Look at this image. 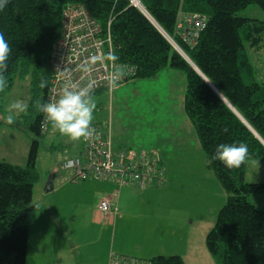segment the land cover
Wrapping results in <instances>:
<instances>
[{"label": "trees", "instance_id": "16d2710c", "mask_svg": "<svg viewBox=\"0 0 264 264\" xmlns=\"http://www.w3.org/2000/svg\"><path fill=\"white\" fill-rule=\"evenodd\" d=\"M138 1L153 23L132 0H10L0 11V32L12 49L5 73L8 86L0 98L12 91L17 80L29 79L30 99L22 123L35 137L25 167L0 161V264H27L33 193L40 180L38 139L49 125L45 131L36 102L47 101L51 51L61 35L63 13L69 4L83 6L104 33H110L117 62L135 68L134 80L154 79L166 69L184 75V111L208 162L220 144L248 145L249 159L239 168H226L219 161L209 163L227 199L206 244L217 264H264V211L249 201L250 196L264 193V182L247 183L245 179L249 161L264 162V145L259 140L264 141V84L258 81L248 54L261 49L264 22L239 15L251 5L264 11V0ZM181 14L207 17L194 47L183 43L178 34ZM41 81L46 82L44 88L39 87ZM150 263L186 264L179 255L157 256Z\"/></svg>", "mask_w": 264, "mask_h": 264}, {"label": "rangeland", "instance_id": "374dc122", "mask_svg": "<svg viewBox=\"0 0 264 264\" xmlns=\"http://www.w3.org/2000/svg\"><path fill=\"white\" fill-rule=\"evenodd\" d=\"M239 15L264 22V11L256 5ZM248 54L258 81L264 84V43L261 50ZM30 89L29 79L17 80L12 91L0 98V161L20 167L26 166L35 137L22 123L27 110H14L10 125L7 109L14 101L29 105ZM185 89L184 75L166 69L154 79L132 80L112 93L94 95L97 107L92 125L110 126L114 150H157L166 171L162 186L123 191L120 211L111 223L93 208L95 196L108 191L107 186L95 180L70 182V172L62 169L64 162L80 155L82 140L72 142L48 125L44 137L38 139L40 180L34 188L32 217L37 231H44L47 224L48 236L30 252L29 264H107L111 252L147 261L180 255L186 264H217L206 239L227 193L209 167L184 111ZM245 179L247 183L264 182V162L249 161ZM249 201L264 211V193L250 196ZM72 243L79 247L70 249Z\"/></svg>", "mask_w": 264, "mask_h": 264}, {"label": "built area", "instance_id": "2783aa9c", "mask_svg": "<svg viewBox=\"0 0 264 264\" xmlns=\"http://www.w3.org/2000/svg\"><path fill=\"white\" fill-rule=\"evenodd\" d=\"M207 17L200 14H181L177 25L178 34L189 47L197 44L200 33L205 29ZM176 44V43H175ZM112 50L110 33H104L101 25L90 16L81 5L69 4L63 13L61 35L51 51L52 78L47 101L59 98L65 87H84L94 84L93 94L112 93L135 77V68L127 65V73L112 89L108 79L116 71L104 57ZM95 57V61H93ZM117 64H122L117 62ZM66 69V75L60 71ZM45 120L43 129L47 130ZM98 135L85 141L82 139L80 155L63 163L62 169L70 172L71 182L85 180L109 181L117 185L118 191L125 187L146 190L149 187L162 186L166 180V171L159 151L150 150H114L109 125H92ZM98 210L105 218L117 214V204L111 198H103ZM107 264H151L150 261L112 253Z\"/></svg>", "mask_w": 264, "mask_h": 264}, {"label": "clouds", "instance_id": "9594fccd", "mask_svg": "<svg viewBox=\"0 0 264 264\" xmlns=\"http://www.w3.org/2000/svg\"><path fill=\"white\" fill-rule=\"evenodd\" d=\"M10 0H0V11L8 5ZM12 49L5 39L3 32H0V92H3L7 84L5 73L8 68V60ZM95 61V57L92 58ZM104 59L111 63L113 72L108 79L109 85L112 89L119 86V82L127 73V66L124 64H117L119 56L110 50ZM67 70L60 71L61 76L66 75ZM45 81H41L39 87L44 88ZM94 84L89 83L84 87L72 86L65 87L58 99L52 101H37L36 107L44 116L45 126H51L58 131V133L66 137L72 142L80 140H89L98 135L97 130L92 127L93 112L97 105L93 96ZM28 109V104L23 101H14L9 105L7 111L6 122L13 124L15 116L14 110L17 112H24ZM249 159L248 145L244 142H234L231 144H220L216 147L215 152L211 155L209 163L219 161L226 168H239Z\"/></svg>", "mask_w": 264, "mask_h": 264}, {"label": "crops", "instance_id": "0c3cea01", "mask_svg": "<svg viewBox=\"0 0 264 264\" xmlns=\"http://www.w3.org/2000/svg\"><path fill=\"white\" fill-rule=\"evenodd\" d=\"M261 50V49H260ZM178 72V71H177ZM85 181H90V180H85ZM85 181H82V182H85ZM71 182V181H70ZM99 182V181H97ZM102 183H104L107 188H108V191H106L105 193H98L96 196H95V199L93 201V208L95 210V213L97 216H100L102 220L104 221H107L108 223H111L112 221H115V219L117 218L118 216V212L120 211L119 210V202L121 201V195L123 194V191H129L131 190L130 188H134L135 190H138L137 188L135 187H125V188H121L119 191H118V194L117 196L113 197L114 196V193L117 191V185H115L114 183L112 182H109V181H100ZM166 183V181H165ZM164 183V184H165ZM163 184V185H164ZM154 187V186H153ZM153 187H149L148 189L150 188H153ZM111 198L113 201L116 202L117 204V214L116 215H112L110 216L109 218H105L102 213L98 210V205L100 203V201L103 199V198ZM47 220H50L52 222H55L53 219H48ZM43 226V225H42ZM41 227V226H40ZM45 227V230H39L38 231L36 230V228L32 227V224H31V227H30V236H29V245H28V257H27V264H29V256H30V252L33 253V250H35L37 247H39L38 243L41 242L40 240L41 239H45L47 236H48V233H47V230H48V226L47 224L44 226ZM73 244V243H72ZM59 246V245H58ZM76 247H79L77 246V244H73L70 249L74 250L76 249ZM42 248V247H41ZM55 251L57 249V246L55 247H52ZM113 252L110 253V255L112 254ZM55 254V253H54ZM115 254V253H114ZM109 255V256H110ZM118 255V254H117ZM44 255L43 253H41L39 255L40 258H42ZM124 256H127V255H124ZM180 256V255H179ZM183 258V257H182Z\"/></svg>", "mask_w": 264, "mask_h": 264}, {"label": "water", "instance_id": "95a60500", "mask_svg": "<svg viewBox=\"0 0 264 264\" xmlns=\"http://www.w3.org/2000/svg\"><path fill=\"white\" fill-rule=\"evenodd\" d=\"M132 4L135 6V7H139V6H137V4L138 5H140V3H139V1L137 0V4H134L133 3V1H132ZM143 13H144V15L146 16V17H148V19L150 20V21H152V19L149 17V15L148 14H146L145 13V11H144V9L141 7V5H140V8H139ZM152 23H153V21H152ZM156 27H158V26H156ZM158 29L160 30V32L163 34V36L165 37V38H167V39H169L168 38V36L158 27ZM181 53L182 54H180L181 56H183V58L189 63V65L197 72V73H199L200 75H202L201 73H200V71L195 67V65L190 61V59L186 56V54L183 52V51H181ZM203 76V75H202ZM259 138V137H258ZM259 140L263 143V145H264V141L263 140H261L260 138H259Z\"/></svg>", "mask_w": 264, "mask_h": 264}, {"label": "bare ground", "instance_id": "6f19581e", "mask_svg": "<svg viewBox=\"0 0 264 264\" xmlns=\"http://www.w3.org/2000/svg\"><path fill=\"white\" fill-rule=\"evenodd\" d=\"M135 3L137 2V0L136 1H134ZM141 5V4H140ZM148 14V13H147ZM173 40V39H172ZM177 45V44H176ZM178 46V45H177Z\"/></svg>", "mask_w": 264, "mask_h": 264}]
</instances>
